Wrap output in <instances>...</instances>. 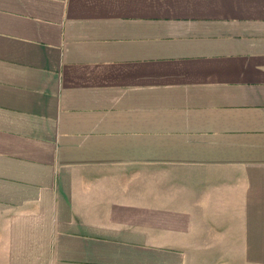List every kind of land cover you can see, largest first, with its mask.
<instances>
[{"label": "crops", "instance_id": "obj_1", "mask_svg": "<svg viewBox=\"0 0 264 264\" xmlns=\"http://www.w3.org/2000/svg\"><path fill=\"white\" fill-rule=\"evenodd\" d=\"M0 264H264V0H0Z\"/></svg>", "mask_w": 264, "mask_h": 264}]
</instances>
